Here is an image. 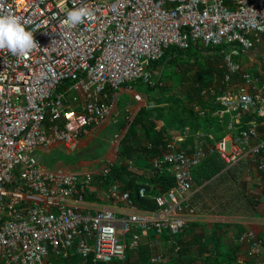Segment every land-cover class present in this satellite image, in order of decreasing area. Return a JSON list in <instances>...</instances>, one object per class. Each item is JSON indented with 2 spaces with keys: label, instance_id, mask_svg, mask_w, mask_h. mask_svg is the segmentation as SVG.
<instances>
[{
  "label": "built area",
  "instance_id": "built-area-1",
  "mask_svg": "<svg viewBox=\"0 0 264 264\" xmlns=\"http://www.w3.org/2000/svg\"><path fill=\"white\" fill-rule=\"evenodd\" d=\"M79 7H88L92 18L65 24L66 10ZM9 13L34 31L39 47L27 57L0 51V264H57L50 254L124 264L139 249L141 232L174 236L197 219L189 192L193 169L208 154L227 167L246 160L264 179V73L240 59L257 45L264 50V0H0V15ZM192 45L221 47L200 95L215 97L219 107L210 115L225 132L208 145L207 134L198 132L201 141L192 148L175 134L151 157L150 172L173 180L165 190L150 177L138 183L140 166L121 160L136 176L138 197H149L153 209L135 202L110 159L90 170L42 162L41 150L60 144L71 153L81 135L111 118L121 87L161 84L152 63L167 49ZM93 186L99 196L106 186V201L87 199ZM237 240L264 264L255 231L246 229ZM150 261L162 264L160 256Z\"/></svg>",
  "mask_w": 264,
  "mask_h": 264
},
{
  "label": "crops",
  "instance_id": "crops-1",
  "mask_svg": "<svg viewBox=\"0 0 264 264\" xmlns=\"http://www.w3.org/2000/svg\"><path fill=\"white\" fill-rule=\"evenodd\" d=\"M240 59L245 67H250L249 70L264 73L263 45H257L250 51L243 52ZM148 102L147 94L141 88L121 87L114 108V118L93 125L80 136L76 150L71 153H67L60 144H53L41 150L42 162L46 163L45 161L50 159L53 161L50 165L72 169L71 165L78 164L88 170L99 166L107 159L112 160L115 163L114 166L122 164L119 158L120 139L124 136L129 121L141 107L147 106ZM201 118L202 116L198 120V125L201 123ZM208 121V124L203 127L198 126L199 128L193 133L194 142L201 141L198 132L207 134L204 138L207 143H214L222 138L225 132L224 125L218 124L214 116ZM161 125L162 123L157 127ZM185 130L187 135L189 128L186 127ZM116 134H119V137L115 136ZM115 140H118V144H115L117 142ZM150 158L145 155L139 158L144 164L140 166L143 173L138 176V179H145L152 174L149 169ZM248 167H250L249 172L246 171ZM118 179L123 180L120 176ZM93 187L94 193L87 199L94 202L106 201L107 198L104 196L106 186L99 191L100 196L95 194L97 188ZM189 200L195 209L197 219L190 222L180 235L182 257L189 260L188 264L207 263L209 255H213L211 253L213 244L210 242L213 236L219 239V246L222 250H235L236 260L233 264H261L260 254L254 251L252 254L250 246L239 242L237 238L241 232L250 228L262 240L261 245L264 249V179L262 172H258L246 160L227 167L217 154H208L193 169ZM205 242H207L206 249L200 251L201 243L204 245ZM176 244L175 237L169 235L167 231L159 235L152 230L141 232L139 249L130 250L124 264H154L150 260L155 256L161 257L162 264H175L177 254L174 251L178 247H174ZM49 260L57 264H118L116 262H93L92 260L83 263L76 254L67 259L50 254Z\"/></svg>",
  "mask_w": 264,
  "mask_h": 264
},
{
  "label": "trees",
  "instance_id": "trees-1",
  "mask_svg": "<svg viewBox=\"0 0 264 264\" xmlns=\"http://www.w3.org/2000/svg\"><path fill=\"white\" fill-rule=\"evenodd\" d=\"M191 50L196 53L192 55L200 61L202 57L208 58L212 56H214L215 59L221 60L223 55L221 47L202 48L192 45L189 50L186 51L172 47L166 50L163 57L152 63L153 67L157 64L156 70L153 72H155L156 76H159L160 79V74L164 69V63L166 61H171L173 58H185L187 54L191 56L189 54ZM207 69L206 71L201 69L194 71L195 78L192 88L189 91L186 89L183 91V94L170 91L165 85L158 84V82L155 87L147 86L143 83L142 84L145 86H141L138 84L139 82L134 83V86H138V88L142 89V87H144L142 91L146 92L149 102L147 106L141 107L136 112L133 119L129 121V126L119 142L120 160L127 161L128 159H132L138 165L143 163L139 160L143 155L148 157L161 155L165 150L167 142L171 140V133L169 131H176L181 134L184 129L188 127L193 132L189 136H186L184 140H191L190 137H192V134L197 130L199 118V116L196 115V111L193 109V105H198L199 108L205 110L206 113L203 117L209 119L212 117L210 114L219 107L214 96L202 97L200 95L201 88L206 86L210 81L207 80L206 82L202 78L204 77L203 74L206 72V74L209 73L211 75L215 67H209ZM218 72L220 73V71ZM176 76L178 79L181 78L178 73H176ZM160 123H162V125L157 127ZM245 124V122L242 123V125ZM260 130H262V128H260ZM181 145L185 146V142H182ZM114 176L117 178L120 176V178L123 179L124 188L131 190L133 199L141 208H154L149 197L142 199L138 197V184L134 182L136 176L130 174L125 169L123 162L120 165L114 166ZM148 179V177H145V179L140 178L138 183H142L141 181H146ZM150 183H158L162 186V190H165L173 184V180L166 172L163 174L152 172L150 175ZM147 191L148 194H151L154 192V188H149ZM181 232L174 235L175 242L177 243L174 247L178 246L174 251L177 254L175 264H188L189 260L182 257L183 252L180 247ZM210 242L213 244L211 249L213 255H209L206 264H233L235 262V250H222L219 246L220 241L216 236L210 238ZM201 244L200 251H203L206 249L205 245L207 242H205L204 245L203 243Z\"/></svg>",
  "mask_w": 264,
  "mask_h": 264
},
{
  "label": "rangeland",
  "instance_id": "rangeland-1",
  "mask_svg": "<svg viewBox=\"0 0 264 264\" xmlns=\"http://www.w3.org/2000/svg\"><path fill=\"white\" fill-rule=\"evenodd\" d=\"M189 54L191 56H189L187 54V56L185 58H176V59L173 58V59H171V61H168V62L166 61L164 63V69H163L162 73L160 74L161 85H165L166 88H168L170 91H176L179 94H183V91H185L186 89L189 91L192 88V85L194 83V78H195V72L194 71H198L199 69L206 71V70H208L207 68L215 67L216 63L219 62V60L215 59L214 56L208 57V58L202 57L201 61L197 60L192 55V54H196L192 50L189 51ZM156 67H157V64L154 65V68H153L154 71L156 70ZM246 68L250 69V67H247V66H246ZM176 73L180 74V76H181L180 79L177 78ZM203 76L204 77H202V78L206 82H207V80H211V77H210L211 75L209 73L206 74V72H205L203 74ZM138 84L141 86H145L140 82ZM136 87H138V86H136ZM142 89H144V87H142ZM198 116L200 118V115H198ZM114 117H115V114L113 113V116L111 118H114ZM111 118H109V119H111ZM199 118H198V120H199ZM208 120H209V118H205L202 116L201 123L198 126L199 127L205 126V124L209 123ZM198 126H197V129L199 128ZM185 131L186 130L184 129V131L181 133V135L185 136V138H186V136H189L193 132L191 129H189V133L186 135ZM169 132L171 133V140H175L176 139L175 134L179 133L176 131H169ZM115 136L119 137V134H116ZM190 138H191V140H184L183 141V142H185V146L182 145L183 148H192L195 145L193 134H192V137H190ZM206 144L208 145V144H212V143L206 142ZM45 162L50 165V164H52L53 161L48 159V161L46 160ZM143 164L144 163L138 164V165L141 166Z\"/></svg>",
  "mask_w": 264,
  "mask_h": 264
},
{
  "label": "clouds",
  "instance_id": "clouds-1",
  "mask_svg": "<svg viewBox=\"0 0 264 264\" xmlns=\"http://www.w3.org/2000/svg\"><path fill=\"white\" fill-rule=\"evenodd\" d=\"M64 7V4H61ZM93 12L88 7L66 10L65 24L80 25L85 19H91ZM34 31L26 29L20 18L14 14L0 15V51H7L12 55L27 57L39 47L34 39Z\"/></svg>",
  "mask_w": 264,
  "mask_h": 264
}]
</instances>
